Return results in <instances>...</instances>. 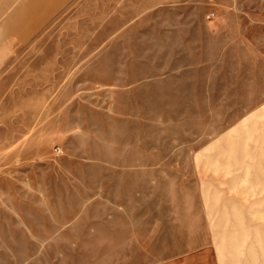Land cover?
<instances>
[{"label": "rangeland", "instance_id": "374dc122", "mask_svg": "<svg viewBox=\"0 0 264 264\" xmlns=\"http://www.w3.org/2000/svg\"><path fill=\"white\" fill-rule=\"evenodd\" d=\"M220 246L264 264V0H0V264Z\"/></svg>", "mask_w": 264, "mask_h": 264}, {"label": "crops", "instance_id": "0c3cea01", "mask_svg": "<svg viewBox=\"0 0 264 264\" xmlns=\"http://www.w3.org/2000/svg\"><path fill=\"white\" fill-rule=\"evenodd\" d=\"M10 75H8V73H6L5 75L2 76L1 78V81L2 83H5L6 81H9L10 79ZM37 88H40V87H37ZM42 98V97H41ZM43 99V98H42ZM222 246V245H221ZM220 246V251H219V258H220V261H221V264H226L227 263V256L226 254L222 251V248ZM199 264V263H198Z\"/></svg>", "mask_w": 264, "mask_h": 264}]
</instances>
